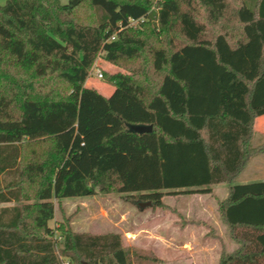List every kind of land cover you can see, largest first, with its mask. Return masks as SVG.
I'll list each match as a JSON object with an SVG mask.
<instances>
[{
    "label": "trees",
    "instance_id": "obj_1",
    "mask_svg": "<svg viewBox=\"0 0 264 264\" xmlns=\"http://www.w3.org/2000/svg\"><path fill=\"white\" fill-rule=\"evenodd\" d=\"M101 54L128 68L108 96L86 85ZM149 73L146 100L132 90ZM258 116L264 0H0V264L160 262L117 232L52 227L54 200L159 207L232 183L262 151ZM229 185L218 211L237 245L219 264H264V180Z\"/></svg>",
    "mask_w": 264,
    "mask_h": 264
},
{
    "label": "rangeland",
    "instance_id": "obj_2",
    "mask_svg": "<svg viewBox=\"0 0 264 264\" xmlns=\"http://www.w3.org/2000/svg\"><path fill=\"white\" fill-rule=\"evenodd\" d=\"M136 23L132 22L133 26ZM145 58H140L134 69L149 68V60ZM127 69L125 64L104 60L101 54L95 59L86 85L108 96L113 89L108 75ZM136 78L132 91L142 90L148 100L151 88L156 84L154 76L147 74L150 82L142 75ZM255 121L256 130L264 127V116ZM257 143L255 135L252 145ZM252 162L244 166L232 183L213 184L207 193H166L162 197L163 205L159 207L140 209L132 202L138 199L135 194L132 200L118 193L54 200V218L49 224L56 227L67 220L73 232H117L125 246L151 251L160 260L156 264H219L221 256L234 250L237 243L219 216L218 205L226 197L229 184L264 180V163ZM55 235H58L57 231Z\"/></svg>",
    "mask_w": 264,
    "mask_h": 264
},
{
    "label": "crops",
    "instance_id": "obj_3",
    "mask_svg": "<svg viewBox=\"0 0 264 264\" xmlns=\"http://www.w3.org/2000/svg\"><path fill=\"white\" fill-rule=\"evenodd\" d=\"M259 117V116H258ZM257 117V118H258ZM257 118H255V120L257 119ZM254 120V121H255ZM256 122V121H255ZM257 136L258 137V142L259 143H257V144H253L252 145V141H253V139H252V141H251V145L252 146H256V147H260L261 149H262V151L261 152H257L256 154H254L250 159H249V161L247 162V164H249V163H251V161H254V162H252L253 164L254 163H264V127L263 128H261V129H259V130H256L255 129V124H254V131H253V135H252V137L254 138V136ZM257 145H260V146H257ZM2 205H11V203H2V204H0V206H2Z\"/></svg>",
    "mask_w": 264,
    "mask_h": 264
},
{
    "label": "water",
    "instance_id": "obj_4",
    "mask_svg": "<svg viewBox=\"0 0 264 264\" xmlns=\"http://www.w3.org/2000/svg\"><path fill=\"white\" fill-rule=\"evenodd\" d=\"M152 128H153L152 125H146V124L131 126V129L138 133L152 131ZM135 203L140 209H143L144 207H150L152 205L150 200L137 201ZM83 264H88V263L84 262Z\"/></svg>",
    "mask_w": 264,
    "mask_h": 264
},
{
    "label": "built area",
    "instance_id": "obj_5",
    "mask_svg": "<svg viewBox=\"0 0 264 264\" xmlns=\"http://www.w3.org/2000/svg\"><path fill=\"white\" fill-rule=\"evenodd\" d=\"M65 264H67V261L65 262Z\"/></svg>",
    "mask_w": 264,
    "mask_h": 264
}]
</instances>
